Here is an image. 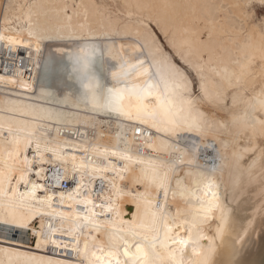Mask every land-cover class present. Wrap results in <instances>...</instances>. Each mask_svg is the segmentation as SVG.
Masks as SVG:
<instances>
[{
  "label": "snow or ice",
  "instance_id": "1",
  "mask_svg": "<svg viewBox=\"0 0 264 264\" xmlns=\"http://www.w3.org/2000/svg\"><path fill=\"white\" fill-rule=\"evenodd\" d=\"M23 7L0 0V46L12 63L20 47L28 50L33 67L44 74L38 95L54 100L55 106H26L16 128L0 121V264H243L246 238L257 227L264 232V85L253 90L240 112L233 109L240 102L242 81L254 67L252 33L257 28L264 64V0H235L226 6L233 27L245 35L235 50L228 49L237 70H218L230 93L222 86L210 91L204 76L216 28L211 12L200 18L204 27L194 25L182 45L172 41L174 53L199 77L198 95L184 72L162 53L154 33L141 39L139 32L114 24L111 15H105L102 30L88 24L86 16L84 23L73 24L84 6L67 2L54 6L67 23L41 29L33 12L37 6L27 5V12L15 14ZM204 7L218 12L225 6ZM155 27L165 30L159 19ZM12 75L4 68L0 85L15 84ZM113 124L118 132L111 146L90 142L80 147L60 139L74 127L79 137L87 134L80 127L95 134ZM212 130L228 138L218 142L213 158L218 162L209 165L201 162L200 152L202 146L217 143L202 145ZM121 133L132 139L125 135L121 140ZM230 150L232 162L247 176L243 188L237 177L231 191L215 179ZM69 179L77 180L75 187L61 190ZM96 179L107 190L93 198ZM133 192V201L146 205L150 221L140 231L134 223L116 229L117 221L123 222L124 198ZM170 200L186 207L171 212ZM46 248L59 249L64 258L36 255ZM217 255L224 258L215 259Z\"/></svg>",
  "mask_w": 264,
  "mask_h": 264
},
{
  "label": "bare ground",
  "instance_id": "2",
  "mask_svg": "<svg viewBox=\"0 0 264 264\" xmlns=\"http://www.w3.org/2000/svg\"><path fill=\"white\" fill-rule=\"evenodd\" d=\"M10 2L24 6L23 8H18L21 13L27 12V5H36L37 7L33 9V12L38 14L36 15V22L41 29H53L61 24L67 23L63 15L58 13L54 6L61 5L65 2L69 4L74 3L77 5H83L84 7L78 10L81 15L74 17L72 21L73 24L84 23L85 20L83 17L86 16V22L88 24L94 29L102 30L106 27L105 15H111L114 24L118 22L121 29L127 28L132 33L139 32L141 39L148 36V33H154L156 44L161 47L162 53L168 57H170L168 51L164 48L157 32L153 28V25L155 26V21L159 19L161 23L165 25V30L158 29L162 32L163 36L166 37L169 45L172 47V41H175L177 45H182L185 40L190 39V31L194 30V25L203 28L204 25L200 23V18L206 13L211 12L216 20V28L212 40L208 45L212 50V55L210 63L204 66V76L208 82L210 91L214 92L217 90L218 86H222L226 91L229 93L231 92V88L228 87L227 81L222 80L221 75H218V70L225 67H227L230 72L237 70L236 65L233 63V55L229 53L228 49L235 50L237 43H243L245 40V35L239 33L233 27L231 23L232 13L226 7L227 5L234 3L235 0H10ZM125 4L132 6L138 4L150 5L151 7L125 8ZM164 4L172 5L174 7L165 9L161 7V5ZM97 5L101 7L97 8ZM207 5H224L225 7L217 12L216 9L204 7ZM129 12L132 13L131 16L129 15ZM69 15H71V13H69ZM149 18L152 20V23L148 22ZM141 19L143 20L142 23ZM0 27H2V16H0ZM186 29L189 31H185ZM252 36L253 44L255 46L256 60L253 62L254 67L251 69V75L247 76L246 79L242 81V88L240 90L242 95L240 97V102L233 109L235 112H240L245 107L244 101L249 98L253 93V90L258 92L260 87L264 85V64L260 62L261 39L258 28L252 33ZM149 40H151V37H149ZM119 42L122 41H118V43ZM197 47L198 46L196 45L193 46V53L196 52ZM191 59L196 61L197 56L193 54ZM205 59H208V57H205ZM14 60L15 63L10 62L6 48L0 46V74H3L4 68H8L10 72L13 73L10 78L16 80L15 84H9L7 86L0 85V121L5 122L6 126L11 125L13 128H16L18 126L17 121L24 118L21 113L27 110L26 106L31 105L37 109L53 108L55 106V101L41 98L38 95L39 84L43 82L44 74L40 73H43L41 68L33 67L32 61L28 56V50L24 47H20ZM21 61H23V67L20 66ZM173 64L175 63L173 62ZM213 69H216V71ZM182 71L188 77V80L191 81L192 86L193 81L191 77L186 71ZM192 71L196 74L193 69ZM16 74H18V77ZM197 78L199 81L198 87L200 92V80L198 76ZM21 82L28 83L31 87L24 88L21 85ZM76 87L80 88V85L77 83ZM228 103L231 105V100H229ZM76 131L77 129L74 127L71 132H65L60 139H66L70 142V145H79L80 147H86L90 142L106 146H111L117 142L118 129H116L115 124L102 130L97 129L95 134L88 129L80 127L79 131L87 134L79 137L74 135ZM101 131L103 132V135L100 134ZM54 135H56L55 132H51V136ZM125 135H127L129 140L132 139L130 133H121L120 139L123 140ZM227 138V135L222 131H209L204 138L202 145L212 144L214 140L217 143L213 144L212 147H201V162H207L209 165L218 162L213 159L216 156V148L219 147L218 142L221 139ZM242 146L243 145H241V147ZM226 155L228 156V160L223 169L216 174V182L221 185L222 189L227 188L231 191L233 182L239 177L241 187L243 188L247 182V176L241 174L239 169H237L232 162L231 150ZM247 160L248 156H245L244 160L241 161V165L243 166ZM48 174L51 175V172ZM85 182L87 183V181ZM76 183L77 180H66L63 182L61 190L66 192L71 191ZM91 188L93 198H95L106 192L107 185L103 181L96 179L91 185ZM24 190L25 189L21 187L20 191L23 192ZM128 191H130V188ZM138 191L144 192V188L139 187ZM133 196H135L134 192L124 198V203L122 204L123 222L118 220L115 225L116 229H127L130 223H134L136 229L140 231L142 230L140 228L141 224L147 225L149 223L150 215H146V205L143 201H133ZM252 199L254 200L255 197ZM96 202L99 203V200ZM169 206V211L171 212H175L177 207L182 211L186 207V205L179 200H170ZM80 207L81 209L83 208V206ZM250 210L251 209H247V211ZM133 216L136 217L134 222L132 220ZM25 247H27V245H25ZM219 252H221V248L218 245V253ZM36 255L45 258L51 257L54 259L64 258L59 249L54 250L52 248L40 250L39 252H36ZM96 255L102 256L106 254L96 252ZM223 258V255H217L215 257V259ZM241 259L243 264H264V232H262L259 227H257L255 232L250 233L246 238Z\"/></svg>",
  "mask_w": 264,
  "mask_h": 264
},
{
  "label": "rangeland",
  "instance_id": "3",
  "mask_svg": "<svg viewBox=\"0 0 264 264\" xmlns=\"http://www.w3.org/2000/svg\"><path fill=\"white\" fill-rule=\"evenodd\" d=\"M257 11V15L260 14L259 12V8L257 7L256 9ZM17 15H20L21 14V11L19 9H16V13ZM153 28L155 29V31L157 32V35L159 36V39L161 40V42L163 43L164 45V48L168 51L172 61L179 67L181 68L182 70L186 71V73L191 77L193 83H192V91L193 93L195 94H198L199 93V81H198V78H197V75L192 71V69L189 67V65L187 63H185V60L181 59L180 56L176 55L173 51V48L169 45L167 39L165 36H163L162 32L153 25ZM48 49L45 48V54L47 53ZM41 71H43L41 69ZM41 74H43L42 72H40ZM40 74V76H41Z\"/></svg>",
  "mask_w": 264,
  "mask_h": 264
}]
</instances>
